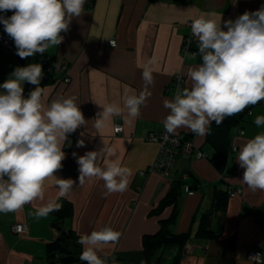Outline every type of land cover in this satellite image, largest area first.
Segmentation results:
<instances>
[{
	"label": "crops",
	"instance_id": "crops-1",
	"mask_svg": "<svg viewBox=\"0 0 264 264\" xmlns=\"http://www.w3.org/2000/svg\"><path fill=\"white\" fill-rule=\"evenodd\" d=\"M261 7L264 0H86L84 14L73 18L69 30L61 33L63 42L43 54L30 56L26 65L20 63L17 48L9 51L0 44V84L17 67L39 63L43 69L52 68L50 75L54 80L49 76L47 84L39 85L48 103L59 97L77 98L88 123L68 135L63 167L55 173L58 178L72 179L76 184L67 197L61 198L54 184L48 183L43 203L56 199L61 209L70 205L72 213L65 219L64 228L78 237L105 226L119 231V242L107 245L100 253L102 257L106 253L115 257L118 264H145L143 237L157 234L160 221L171 215L173 207L159 215L151 212L171 188L179 186L178 215L168 229L187 233L190 239L178 264H255L249 262L251 250L262 253L260 264H264V191H253L243 183L245 169L236 161L243 143L264 131V127L254 123L256 116L264 115V101L250 106L251 115L247 113L238 127L211 126L210 133L203 137L180 129L177 135L191 136L188 140L194 146L184 144L165 172L151 169L159 157L160 146L147 140L149 133L164 129L163 121L169 110L163 102L173 98L174 76L181 75V87H189L187 69L201 63L199 56L194 60L185 58V40L191 34L187 22L214 12L218 21L222 18L223 27L224 21ZM12 14L0 12L5 17ZM0 33L7 34L2 23ZM112 40L116 41L115 47L109 44ZM186 49L197 51L195 37L192 36ZM152 56L157 57L155 84L147 89L151 95L147 106L141 109V116L130 122L113 117L107 127L96 130L94 124L97 114L103 111L101 105L114 101L123 105L125 93L138 95L144 91L142 70ZM23 87L28 95L37 86L26 82ZM117 124L123 126L120 134L114 132ZM103 139L122 166L132 171L129 189L122 194L105 195L99 178L79 185L78 157L103 149ZM80 140L84 141V147H77ZM234 140L236 151L232 148ZM196 149L205 157H196ZM105 159L112 157L101 156L102 168ZM184 184L193 189V195L187 194ZM237 187L242 189L240 195H225L230 188ZM41 203L25 205L18 213H0V264H35L36 249L44 252L43 247L45 250L48 243L59 237L61 230L53 226L56 211L39 220L33 216ZM201 220L215 232V237L196 236ZM16 223L26 224L27 230L14 233L11 228ZM80 250L83 251L82 245ZM178 252V246H162L149 264H174Z\"/></svg>",
	"mask_w": 264,
	"mask_h": 264
},
{
	"label": "clouds",
	"instance_id": "clouds-1",
	"mask_svg": "<svg viewBox=\"0 0 264 264\" xmlns=\"http://www.w3.org/2000/svg\"><path fill=\"white\" fill-rule=\"evenodd\" d=\"M85 3L86 0H0V12H13L10 17L0 16V23L14 40L16 54L25 59L60 45L64 40L61 33L69 30L73 18L84 14ZM215 16L214 12L207 13L191 22L197 51L185 49L184 55L188 60L199 56L201 63L187 69L190 86L178 85L173 98L163 102L169 110L163 121L168 136L177 135L183 128L203 137L210 133L213 122L219 126L227 117L264 101V7L224 21L223 27L222 18L218 21ZM156 63L157 57L152 56L143 66L144 91L138 95L125 93L123 105L115 101L101 105L96 130L107 127L113 117L130 122L141 116L151 95L147 89L155 84ZM42 79V64L32 63L17 67L0 84V213H18L25 205L40 201L41 206L33 212L37 220L62 207L56 199L43 203L48 183L54 184L61 198L73 191L76 181L58 178L55 173L63 167L68 135L88 123L75 96L48 103L39 86ZM26 82L37 86L27 96L23 87ZM254 123L264 127V115L256 116ZM103 142L105 147L100 151L78 157L79 185L99 178L105 195L122 194L129 189L132 171L122 166L113 149L104 139ZM84 146L83 140L78 141L77 147ZM232 148L237 150L235 140ZM101 156L112 157L104 160L103 168L99 165ZM236 161L245 169L243 183L253 191H264V131L243 143ZM120 237L121 233L110 226L81 235L77 241L83 246L79 259L86 264H118L115 257L109 259L106 253L103 257L100 253L107 245L118 243ZM259 258L256 254L249 262H258Z\"/></svg>",
	"mask_w": 264,
	"mask_h": 264
},
{
	"label": "trees",
	"instance_id": "trees-1",
	"mask_svg": "<svg viewBox=\"0 0 264 264\" xmlns=\"http://www.w3.org/2000/svg\"><path fill=\"white\" fill-rule=\"evenodd\" d=\"M18 59L22 65H26L29 59H21L18 56ZM43 79L41 80V85H45L49 81V76L52 80H54L53 76L50 75L46 69H43ZM27 96L26 94H24ZM251 111L250 108H246L242 113L227 117L225 121L217 126L215 122H213L212 126L214 127H224V128H234L238 127L240 122L243 121L245 115ZM191 137V136H189ZM188 135H185V139H189ZM183 180H181V183ZM178 187L171 188V190L165 195V197L159 202L158 206L152 210V214L159 215L166 208L173 207V212L167 219H163L160 221L161 228L159 232L155 235H145L143 237L142 246L144 256L146 257L145 264H149L150 258L156 253V251L162 246H178L179 252L174 258V264H178L183 257L184 254V246L190 239V235L187 233H174L169 231L168 225L173 223L176 220L178 215L177 209V200L179 199L178 195ZM227 196V191L225 192ZM71 207L68 205L65 209H61L55 212L57 218L55 219V223L62 226L61 233L59 237L53 242L48 243L45 246L46 250V261L47 264H86V262L81 261L79 259L80 254L82 253L80 250V245L77 241L79 237L71 230L64 228V222L67 217L71 215ZM198 237H215V232L210 229H207L204 226V220H201L199 224V229L196 233Z\"/></svg>",
	"mask_w": 264,
	"mask_h": 264
},
{
	"label": "built area",
	"instance_id": "built-area-1",
	"mask_svg": "<svg viewBox=\"0 0 264 264\" xmlns=\"http://www.w3.org/2000/svg\"><path fill=\"white\" fill-rule=\"evenodd\" d=\"M187 24L191 26V21L187 22ZM191 40H192V34H190V36L185 40L188 46L190 45ZM112 41L116 46V41L115 40ZM112 41H109V44L113 46ZM0 44L9 51L15 49L14 40L11 37H9V35L3 33H0ZM187 45L185 46V49L187 48ZM65 81L69 82L70 79L66 78ZM182 82H183L182 76L179 74L175 75L173 87L176 88L178 85L181 86ZM117 127L120 128V131H116ZM122 131H123L122 126L120 125L115 126L114 132L116 134L121 133ZM241 133H243V131H241ZM147 140H149L150 142L157 143L160 146L159 157L157 158V160H155L154 164L151 167V169L156 170L157 172L159 171L165 172L166 170H169V168L173 164L177 152H179V149L184 144L188 146L189 145L194 146L191 144L192 142L191 140L185 139V135L180 134L175 136H168L164 129L159 133L156 132L149 133L147 136ZM195 153H196V157L198 158L205 157L203 153L198 151V149L195 150ZM184 188L187 194L189 195L194 194L193 189L189 185L184 184ZM227 193L228 196L234 197L236 195H240L242 193V189L240 187L230 188L229 191H227ZM11 229L14 233L22 234L27 230V225L24 223H16L12 226ZM256 254L260 255L259 261L258 262L252 261V262H254L255 264H260L262 261V253L259 250H251L248 254V257L250 258L252 256H255Z\"/></svg>",
	"mask_w": 264,
	"mask_h": 264
},
{
	"label": "rangeland",
	"instance_id": "rangeland-1",
	"mask_svg": "<svg viewBox=\"0 0 264 264\" xmlns=\"http://www.w3.org/2000/svg\"><path fill=\"white\" fill-rule=\"evenodd\" d=\"M43 251L44 252L39 253L37 251V249H36V254L34 256L35 257V259H34L35 264H42V263L47 264V261H46V250H44V247H43ZM109 258H111V257L109 256ZM29 261L31 262L32 260L30 259Z\"/></svg>",
	"mask_w": 264,
	"mask_h": 264
},
{
	"label": "bare ground",
	"instance_id": "bare-ground-1",
	"mask_svg": "<svg viewBox=\"0 0 264 264\" xmlns=\"http://www.w3.org/2000/svg\"><path fill=\"white\" fill-rule=\"evenodd\" d=\"M4 34V33H3ZM6 35H8V34H6ZM14 45H15V42H14ZM4 47V46H3ZM5 48V47H4ZM16 50V46H15V49L14 50H12V51H15ZM44 69H46L48 72H51V70H52V68L50 67V66H46V67H44ZM68 78V77H67ZM66 79V78H65ZM66 82V81H65ZM70 82V81H69ZM66 83H68V82H66ZM117 125H120V124H117ZM116 126V125H115ZM120 126H122V125H120ZM115 128V127H114ZM122 128H123V126H122ZM123 132V131H122ZM121 132V133H122ZM118 134H120V133H118Z\"/></svg>",
	"mask_w": 264,
	"mask_h": 264
},
{
	"label": "water",
	"instance_id": "water-1",
	"mask_svg": "<svg viewBox=\"0 0 264 264\" xmlns=\"http://www.w3.org/2000/svg\"><path fill=\"white\" fill-rule=\"evenodd\" d=\"M53 226H54L55 228H57L58 230H61V227H60L57 223H54Z\"/></svg>",
	"mask_w": 264,
	"mask_h": 264
}]
</instances>
